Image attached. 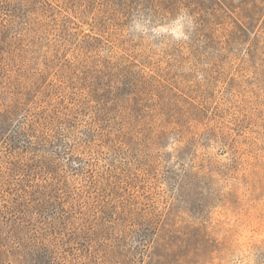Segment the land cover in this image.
<instances>
[{
  "label": "rangeland",
  "instance_id": "1",
  "mask_svg": "<svg viewBox=\"0 0 264 264\" xmlns=\"http://www.w3.org/2000/svg\"><path fill=\"white\" fill-rule=\"evenodd\" d=\"M217 204L264 223V0H0V264H224Z\"/></svg>",
  "mask_w": 264,
  "mask_h": 264
},
{
  "label": "clouds",
  "instance_id": "2",
  "mask_svg": "<svg viewBox=\"0 0 264 264\" xmlns=\"http://www.w3.org/2000/svg\"><path fill=\"white\" fill-rule=\"evenodd\" d=\"M195 28V18L187 10H181L174 18L159 22L147 14L138 13L129 24L128 31L131 36L143 38L150 44H155L156 41L180 43L189 40L190 34ZM161 38H165V40H161ZM208 217L212 225L230 217L228 227L234 229L231 235L233 255L226 258L224 264H252V260L249 258L251 245L254 238L255 243L264 242V223L257 222L255 219L241 220L238 215L229 212L220 204L208 209Z\"/></svg>",
  "mask_w": 264,
  "mask_h": 264
},
{
  "label": "trees",
  "instance_id": "3",
  "mask_svg": "<svg viewBox=\"0 0 264 264\" xmlns=\"http://www.w3.org/2000/svg\"><path fill=\"white\" fill-rule=\"evenodd\" d=\"M28 193V191L26 192ZM39 203L37 206L40 207V211L45 212V208L47 207V205L49 204V201H43V202H37ZM30 207V206H29Z\"/></svg>",
  "mask_w": 264,
  "mask_h": 264
}]
</instances>
